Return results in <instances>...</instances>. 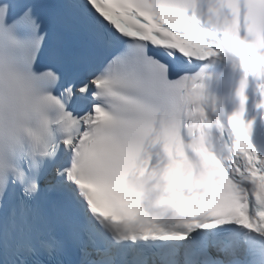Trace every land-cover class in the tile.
Masks as SVG:
<instances>
[{
    "label": "snow or ice",
    "instance_id": "obj_1",
    "mask_svg": "<svg viewBox=\"0 0 264 264\" xmlns=\"http://www.w3.org/2000/svg\"><path fill=\"white\" fill-rule=\"evenodd\" d=\"M261 143L264 0H0V264H264Z\"/></svg>",
    "mask_w": 264,
    "mask_h": 264
},
{
    "label": "clouds",
    "instance_id": "obj_2",
    "mask_svg": "<svg viewBox=\"0 0 264 264\" xmlns=\"http://www.w3.org/2000/svg\"><path fill=\"white\" fill-rule=\"evenodd\" d=\"M144 183H147V181H145Z\"/></svg>",
    "mask_w": 264,
    "mask_h": 264
}]
</instances>
